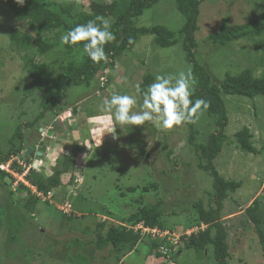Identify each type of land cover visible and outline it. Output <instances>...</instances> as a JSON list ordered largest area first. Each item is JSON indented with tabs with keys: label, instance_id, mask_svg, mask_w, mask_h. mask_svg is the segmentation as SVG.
I'll list each match as a JSON object with an SVG mask.
<instances>
[{
	"label": "rangeland",
	"instance_id": "rangeland-1",
	"mask_svg": "<svg viewBox=\"0 0 264 264\" xmlns=\"http://www.w3.org/2000/svg\"><path fill=\"white\" fill-rule=\"evenodd\" d=\"M84 2L81 0L79 3L84 4ZM263 12L264 0H205L201 4L200 29L195 34V39L198 42L196 60L211 73L216 83L222 82L228 73L235 75L247 68H252L256 76L260 75L263 68L257 67V65L259 58L264 53L262 50L257 51V42L261 39L259 37L242 39L226 47L217 46L214 48L206 40L208 35L217 32L224 19L231 20L233 24H241L251 19L253 14L259 17ZM0 18H2L0 19V151L5 152L10 147L8 140L17 129L23 128L25 125L27 115H22L23 110L27 108L31 112L35 110L34 116L39 107L42 93H33L31 86L29 89L30 80L24 69V61L18 53L19 50L12 47L13 44L9 37L10 24L20 28L25 23H17L16 20L10 19L3 13H0ZM184 23L185 18L177 9L174 0H160L151 8L146 9L135 21L139 27L160 24L175 31H178ZM147 38L150 36L140 37L132 50L123 52L118 57L113 69L106 70L107 74L111 73L112 80H109V76H104L103 81L100 80V84L102 85L107 77L108 87L100 90V84L89 83L70 89V98H74V100L69 107L77 106L79 111L77 110V113L73 114L68 108L67 115L69 117L66 128L63 129L57 125L58 117L48 118V116L42 120L46 123L43 132H40L37 124L31 128L25 127L26 140H30L34 144L44 140L47 145L46 151L40 158H29L28 160L31 164H37L36 168L42 171V174L51 172V166L59 155L70 154L76 151L75 149H77L76 157L79 169L72 184L64 186L54 197H51L52 199L49 201L51 205H38L41 212L36 213V217H33L36 230H29V224L24 222V229L28 232L23 237L26 243L8 238L18 233L15 229L21 233L23 225L21 220L17 221V214L15 215V212L19 211L18 207L7 206L9 203L5 196L8 193L7 188L0 180V192H2L0 203H4L10 208L6 213H0V218L3 219V225L0 226V264H115L112 262L114 260L109 252L105 253L109 255L108 257L99 255L97 258L96 255L99 251L91 248H88L86 256L89 257L92 252V257H95L92 259L94 261L88 259V262L76 263L72 259L83 258L82 251L71 250L68 245L64 247L61 244L72 237L86 241L95 239V229L100 220L110 219L116 224L122 223V217H127L140 206L139 203L131 204L132 199L138 198L140 202L143 200L142 203L148 205L156 202L158 196H161L164 200L166 199L165 213L172 211L173 207L177 208L182 204L181 201L185 200L183 204L186 212L171 218L178 224L176 228L181 231L184 228L186 231L192 229V226L187 227L185 222L189 221L190 214H194L193 201L202 200L205 206L210 204L214 192L213 180L198 166L199 157L194 147L188 142L189 127L187 124L164 129L159 123L146 122L145 125L138 126V132H134L133 128H128L129 125L124 126L123 129L120 128L115 122L114 116L101 113L98 110L102 100L110 98L112 94L136 95L139 99V95L142 96V94L136 92V85L141 88L143 77L148 72L154 76L155 81L158 74L176 73L182 69L191 68V65L185 60V53L180 43L172 47H159L152 45L151 40ZM245 50H247V55ZM58 53H50L49 57L54 63L52 67L60 71L63 68L64 60L59 58L60 54ZM32 97H37V100L31 102ZM222 97L225 99L229 116L226 128L228 142L220 156L216 158L215 165L219 174L226 179L242 181L239 191L231 194L225 200L221 218L228 228L230 237L228 241L232 257L228 264H264V255L258 234L251 224L243 220L245 216L243 212L251 204V198L259 194H263L264 198V95L255 99L235 95H223ZM24 98L29 99L23 101ZM141 102L142 100H138L136 110H139ZM85 110L87 112L94 110V115L90 116ZM115 123L119 132L121 131L119 136L115 133L117 129ZM59 125L64 126L63 124ZM245 126L254 134L252 141L255 147L261 150L259 155L244 154L236 147L235 134ZM195 127L197 130L199 129L200 133H203V138L199 135L196 143L206 140L209 131L218 128L213 119L206 114L200 116ZM48 129H52L54 133L50 135L47 133ZM129 140L136 141L142 147L147 148L146 155H141L142 151L137 153L135 149H131L132 151L127 149L128 147L122 141ZM111 141L117 143L114 145ZM165 144L167 150L173 149L171 158L176 161L170 171L162 159V155L167 153L162 152ZM29 163L26 167H29ZM112 164L122 165L124 175L118 170H113ZM163 169L166 171L165 174L161 172ZM15 180V177L13 180L6 177L3 182H11L13 197H16V200H21L25 193L19 192ZM152 182L159 183V191L143 192L145 195L143 199L140 196L142 193L140 190L133 194H127L125 191L129 185L144 186V184ZM124 192L126 196L121 195ZM63 200L65 203L62 202ZM76 204L78 209L86 214L83 218L74 215L72 221L79 228L70 231L68 224H65L66 220L69 221L68 217L60 216L59 212L69 214L71 211L72 213L73 209L76 210L74 207ZM55 209L59 212H56ZM92 209L98 210V215L90 214ZM102 209H111L114 215L108 217ZM77 213L81 216L79 211ZM61 222L63 228L59 226ZM46 225L48 228L50 226L49 230L45 228ZM87 227L89 233L86 234L84 229ZM30 228L33 229L31 226ZM39 230L43 233L48 231L53 240L49 238V240L40 243L49 254L47 259L38 257L40 255L36 252L38 258L33 257L32 260L30 258L34 248L32 243L35 241L34 236L41 237ZM58 231L59 233H56ZM180 234L172 235L178 240ZM6 237L10 240H5ZM147 241H149L148 238ZM22 248L27 251H22ZM151 248H153L151 243L142 244L141 242L137 251L129 254L127 261L121 264H167L164 257L154 258L151 260L152 262H145ZM14 249L18 252L15 253ZM83 252L85 253V251ZM94 252L95 255H93ZM51 255H54V258H51ZM175 262L176 264H216L214 258H209L206 252L203 256L195 248L183 249Z\"/></svg>",
	"mask_w": 264,
	"mask_h": 264
},
{
	"label": "trees",
	"instance_id": "trees-1",
	"mask_svg": "<svg viewBox=\"0 0 264 264\" xmlns=\"http://www.w3.org/2000/svg\"><path fill=\"white\" fill-rule=\"evenodd\" d=\"M80 1L26 0L24 5L21 6L16 3V0H0L1 14L3 13L10 19L13 18L17 23H25L20 28H17L15 25L12 26L9 23V37L13 44L12 47L15 50H19L18 53L22 61H24V69L30 80L29 89L31 86L33 93H42L39 107L36 109L34 116L33 113L35 110L32 112L29 108L23 110V116L27 115L28 117L31 115L29 119L25 117V125H23V128L17 129L10 140H8L10 143L9 149L5 152L0 151V165L6 163L12 154L20 153L27 143L30 142V140H26L25 127L31 128L35 124L38 125L46 116L48 118H59L64 113H68V108L71 109L73 114H76L77 110L79 111V107H69L74 100V98H70V89L89 83H98L99 85L104 70L109 66L113 68L118 61V57L123 52L132 50L140 37L150 36L147 39L151 40L152 45L154 44L159 47H172L180 43L185 53V60L191 65V71L195 78L192 100L205 99L209 102V108L203 114L212 118L218 127L216 130L209 131L206 140H203L201 143H196L199 135L203 138V133H200L195 125L187 124L189 127L188 142L194 147L199 157L198 166L213 180L214 192L212 193L210 204L205 206L202 200L193 201V206L195 207L194 214H190L188 217L189 221L185 222L187 227H198L199 230L188 235L185 233V228L180 227L183 230H178L176 228L178 224L171 219L172 216L186 212L183 204L185 200L181 201L183 205H178L177 208L173 207L172 211L165 213L164 205L166 199L164 200L161 196H158L156 202L148 205L142 203L143 200L140 202L136 198L132 199L130 203H139L140 206L127 217H122V223L116 224L110 221V219L100 220L95 229V239L86 241L78 237H72L70 240L64 239L65 241L61 245L64 247L68 245V248L71 250L79 249L82 251L84 254L83 258L72 259L76 263L88 262V259L92 260L95 258L92 257V252L89 257L86 256L88 248H91L99 251L96 255L97 258L99 255L105 258L112 255V260H114L112 262L121 264L127 261L129 254L137 251L139 244L142 242V244L151 243V247H153L148 252L145 261L148 257L152 259L164 257L165 261H169L170 259L177 260V256L183 249L195 248L203 256L206 252L209 258H214L216 264H228L229 259L232 257L228 241L230 237L228 228L221 218L224 212L225 200L231 194L239 191L242 187V181L226 179L219 174L215 165L216 158L220 156L224 146L228 142L226 128L229 123V116L225 99L222 96L235 95L255 99L260 95H264V55L259 58L257 65V67L263 68L260 75L256 76L252 68H247L235 75L228 73L222 82L216 83L211 73L196 60L198 42L195 39V34L200 29V6L205 0H174L177 9L185 18L184 25L178 31L171 30L160 24L148 27H139L135 24L136 19L146 9L151 8L160 0H84V4L79 3ZM97 16L110 18L112 24L111 31L115 34V40L105 45V51L108 57L107 61H100L99 63L93 62L83 53V42H80L78 45H65L61 42V36L65 32L74 28L76 25L87 23ZM257 37L261 38L257 42V51L262 50L264 53V12L259 17L253 14L251 19L241 24H233L231 20L224 19L219 30L209 34L206 40L210 46L215 48L217 46L226 47L242 39H253ZM53 52H59L58 54L60 55H57L60 59L64 60L63 68L60 71L52 67L54 63L49 55ZM244 52L247 55V50ZM133 53L135 54V52ZM136 58L140 59V57ZM110 75L111 73L109 74V80H112V75ZM152 82H154V76L148 72L144 75L141 83V94ZM108 85L109 81L104 82V85H100L99 88L101 90ZM28 99L24 98L22 100L25 101ZM36 100L37 97H32L30 101L35 102ZM138 100H143V97L139 95ZM93 111L86 112L90 116H93ZM115 126L117 128L115 133L119 136L121 131L119 132L116 123ZM128 128H133L134 132H138V126L129 125ZM235 137L236 147L242 153L260 154L261 150L257 149L252 141L254 134L247 126L237 132ZM129 141H122L128 147L127 149H135L137 153L142 151L141 155H146L147 148L142 147L136 141ZM111 142L114 145L117 143L115 141ZM137 144L138 146H136ZM165 147H167L166 144L162 152L165 151L167 153L161 155L163 156L162 159L165 161V165H167V169L170 168V171L176 162L171 158L174 151L173 149L167 150ZM75 150L77 151V149ZM76 151L70 154L59 155L55 163L51 166V172L48 174H42V171L31 167L26 175L27 181L36 187L38 193L47 195L54 192L55 196L61 188L63 189L64 186L71 185L73 180H75V176L78 174L77 170L79 169V165L77 163ZM13 167L20 172L22 171V167L16 163L13 164ZM111 167L113 170H118L124 175L122 165L112 164ZM161 172L163 174L166 173L164 169ZM6 177H10L13 180V177L9 173L0 169V180L8 192L5 195L6 199H8L7 202H9L7 206L12 207L14 205L18 207L17 209L19 211L17 213L14 212L15 215L17 214V221L21 220L23 225L21 233L15 229L18 233L8 238H12L11 240L17 242L26 243L23 237L28 232L24 229V222L25 224H29V230H36L33 216L36 217V213L41 212V210L39 211L38 205L46 204L48 206L51 203L44 201L23 183L18 185V190L19 192H24L25 195L21 200H16V197L14 198L11 194V182H3ZM159 187L158 182H152L144 184V186L129 185L125 191L127 194H133L140 190V193L142 192L140 196L143 199V196H145L143 192L148 193L152 190L158 192ZM126 193L124 192L121 195L126 196ZM1 194L2 192H0ZM254 196L251 198V204L243 212L245 214L243 220H246L255 229L264 255V198L263 194ZM65 200L67 202V199ZM65 200L62 202L65 203ZM7 206L4 203H0V213H6L10 209ZM74 207L79 211L81 216L74 209L69 214L63 213L62 211L59 212L55 209L56 212L60 213V216L68 217L67 219L69 221L66 220L65 224H68V230L70 231H74L77 227L79 228L72 221L74 215L83 218L86 214L78 209L77 204ZM102 211H105L108 217L114 215L111 209H102ZM94 213L98 215V210L92 209L90 214L94 215ZM2 221L3 219L0 218V226L3 225ZM59 226L63 228V223L61 222ZM45 228L49 230L50 226L48 228L46 225ZM86 229L84 231L87 234L89 233V228L87 227ZM166 232L169 234H166ZM39 233L41 237L36 238L34 236L35 241L32 243L34 248L33 251L30 250L32 251L30 257L32 260L33 257L35 259L38 257L47 259L49 256L47 250L43 249L40 243H42L41 241L45 242L47 239L49 240V238L51 239V234L48 231L45 233L40 231ZM56 233H59V231ZM172 234H180V238L176 240V237ZM8 238L6 237L5 240H10ZM147 238L149 241L146 242ZM182 244L183 247H181ZM161 246L166 248L165 254L158 251V248ZM54 248L56 249V247ZM14 250L15 253L18 252L16 249ZM22 251L26 252L27 250L22 248ZM36 252L40 256L37 257ZM106 252H109V255H106ZM93 255H95V252ZM51 258H54V255H51Z\"/></svg>",
	"mask_w": 264,
	"mask_h": 264
},
{
	"label": "clouds",
	"instance_id": "clouds-1",
	"mask_svg": "<svg viewBox=\"0 0 264 264\" xmlns=\"http://www.w3.org/2000/svg\"><path fill=\"white\" fill-rule=\"evenodd\" d=\"M25 2L26 0H16V3L21 6L24 5ZM111 27L110 18L97 16L95 19L89 20L84 24L76 25L74 28L65 32L61 36V42L65 45H78L80 42H83V53L86 54L89 59L95 63L107 61L108 57L105 51V45L115 40V34L111 31ZM111 69L113 68L110 66L107 67L100 80L103 81L104 76H109L110 73L107 74L106 70L110 71ZM105 78L106 81L104 82H107V77ZM104 82L102 85H104ZM194 85L195 78L193 77L191 68H185L176 73L158 74L155 77V81L143 90V100L142 104L139 105V110H136L138 106L137 96L129 94H112L110 98H104L98 110L101 113L114 116L115 122L122 129L126 125L142 126L145 125L146 122L152 124L159 123L164 129H172L182 124L195 125L199 121L200 116L209 108V102L205 99L192 100ZM136 92H141L139 85H136ZM67 114L68 113H64L61 117L56 119L57 125L60 128H66L69 117ZM59 124H63L64 126ZM44 127H46V123L41 120L38 123L40 132H43V129H45ZM47 133L51 135V133L54 132L52 129H48ZM41 141L45 144L44 140H40L37 144L31 141L28 142V146L26 145L20 153L12 154L6 163H2L0 169L9 173L13 179L15 177L16 187L23 183L44 201H50V199H52L51 197H54V192L47 195L38 193L36 187L31 185L26 179V175L31 167H37L29 163V158L35 159L41 157L37 155ZM45 146L47 148L46 144ZM33 147L36 148L33 150L34 155L31 156L28 149H32ZM14 157H16V160L12 161ZM17 160L22 161L23 164L20 165ZM14 163L22 167L21 172L13 167ZM27 163H29V167H26ZM203 227H205V225H203ZM198 230V227H193L189 229V231H186V234L191 235ZM154 231L156 232V230ZM158 251L165 254L166 248L161 246L158 248ZM151 260L153 259L147 258L146 261L149 262ZM166 262L167 264H176L175 260L172 259L169 261L166 260Z\"/></svg>",
	"mask_w": 264,
	"mask_h": 264
},
{
	"label": "water",
	"instance_id": "water-1",
	"mask_svg": "<svg viewBox=\"0 0 264 264\" xmlns=\"http://www.w3.org/2000/svg\"><path fill=\"white\" fill-rule=\"evenodd\" d=\"M35 148H36V147H33L32 149H31V148L28 149V152L31 154V156L34 155L33 150H34ZM38 149H39V151L37 152V155H38V156H42L43 153L46 151V146H45V144H44L43 141L40 142V144H39V148H38ZM34 166L36 167L37 165L34 164Z\"/></svg>",
	"mask_w": 264,
	"mask_h": 264
},
{
	"label": "built area",
	"instance_id": "built-area-1",
	"mask_svg": "<svg viewBox=\"0 0 264 264\" xmlns=\"http://www.w3.org/2000/svg\"><path fill=\"white\" fill-rule=\"evenodd\" d=\"M14 160H16V157H14V158L12 159V161H14ZM17 162H18L20 165L23 164L22 161H20V160H17ZM166 234H169V233H166Z\"/></svg>",
	"mask_w": 264,
	"mask_h": 264
}]
</instances>
